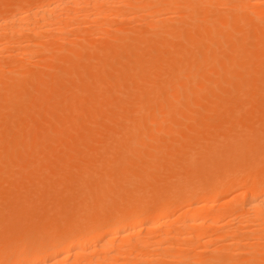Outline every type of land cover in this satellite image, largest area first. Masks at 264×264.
Masks as SVG:
<instances>
[{
    "label": "rangeland",
    "instance_id": "rangeland-1",
    "mask_svg": "<svg viewBox=\"0 0 264 264\" xmlns=\"http://www.w3.org/2000/svg\"><path fill=\"white\" fill-rule=\"evenodd\" d=\"M51 1H57V0H0V20L4 18H9L12 15L14 16L15 14H18V12L22 14L26 12H27L26 14H28V12H30L29 15H31V13H33L35 9H38V7H42L44 4H46V2H51ZM181 1L182 0H177V2H173L171 5L165 4V5H161L163 7L154 9V15L155 12L156 13L158 12L157 14L160 15L157 16L156 14V16L159 18L163 17L162 22L164 23L166 22L168 24V21H170V24L175 25L178 30L181 28L179 32L181 30H184L182 31L183 34L182 32L180 34H177L175 33L176 32L175 30L177 29L176 28L175 30L173 29L172 32L175 31L174 32L175 36L174 33L171 35L172 32L162 33L164 35L156 34L155 31L157 30H155L156 29L155 26L158 24V21L157 23L154 22L156 25L153 27H151V25L148 24V23H153L151 21H154L153 19L155 16L152 15L153 13L150 14L154 16L153 18L152 16H149V17H145L146 18L145 19L142 16L141 17L137 16L138 18H140L137 19L134 16L131 17L132 16L131 14L133 13L130 10H129L130 11L129 18L125 17L126 19H124L121 16L120 17L122 19L120 17L105 18L104 21L106 22L105 23L104 21L102 22L105 25L103 24L101 26H105V27L107 26V27L106 29L105 27L103 28L101 27L103 30L101 28H94V26L97 27L96 26L97 24H95L93 21H90V23L88 21L85 27L84 28L82 27L83 29H85V31L83 32L81 30L82 33H78L80 32L79 31L80 29L77 30L76 28L74 29V27L72 28V26L71 28L70 26H68L69 28L66 27L65 29L68 28L69 30H77V31L71 32V31H67L68 29L66 31H63L65 30L63 28L61 32L64 35H62L61 32L60 34L59 33L56 34L58 31L57 30L55 31V33H53L54 31L52 32L55 36H53L51 32H46V31H43V33L39 32L40 34L36 33L37 36L36 35L34 36L33 31L25 29L26 31L24 30V32L21 33L23 35H19V34L15 35V38L8 37L11 39L9 40L7 37H5L7 30L9 31V28L6 29L3 28V30L0 29V40L2 41V44L4 42L3 41L4 37L6 38L5 40L8 39L10 42L15 41L11 43L8 42L10 45L8 43H5L4 45L7 44V46L9 45V47L6 46V49L3 47V50L1 49L0 51V70H1L0 85H2L0 86V125H1L0 126V147H1L0 175L2 174L0 176L1 256H3L2 252H5L6 250L8 251V249H12V247L15 245L20 244V246H22L23 245L22 243L23 242L25 243V241H26L25 244H27V248L30 245L28 244L30 241H31L30 242L31 245L32 243H34L32 245L33 247L35 243L38 241L37 239L40 238L39 240L40 241L42 240L41 237H43L44 243L45 242L46 244L50 243V245L51 243H54L52 246L57 247L58 244L55 245V243L62 244L64 243L63 240L65 237L74 236L73 233L72 236L70 233L71 231H74L71 229V226L77 223V220L79 221L80 226L83 225L84 226L83 229H85V227L87 228L88 225H90L93 219L94 221L97 219L100 225H103L104 227V228L101 227L102 228L101 229L99 225L98 227L100 228V231L101 230L104 231V229H108L109 227H111L113 221H115V219L118 218L121 212L123 214V212L126 213L128 211L130 214H132V216H130L129 214V217H131V219L128 218L126 221V219L124 218L126 222L131 220L132 221L130 222L131 224L132 223L135 224L137 220L135 217L137 216L139 217L140 215H144L146 218L147 217L146 215L149 214L148 215L149 217L147 219L149 218L157 219L159 217H153V216L151 217L150 215L154 214L155 212L159 213L162 204H164L162 207L165 206V208H169L170 211L172 210L171 212L172 214L168 217L167 220L164 221L165 225L168 224L167 225L168 227L170 224H172V222L176 223L177 220L179 221V218H175V216L177 217L180 211L183 212L184 209H186L188 206H190V204H192V202L196 203L197 201L208 200L209 197L211 196V193H214L213 191H217V189H219L218 188L219 183L222 184L228 182L230 179H234L235 181L237 180V182L239 180V182L238 183L236 182L235 183L236 185L233 183V186L226 191H220L219 189L221 194H219L220 193L219 191H218L219 193L215 192L218 195L216 196L214 195L215 198V199L213 198L214 203L217 204H222L224 202L235 203V204L239 203V205L237 204L239 206L237 208L241 209L240 208L241 203L243 202L245 197L249 194L247 188L250 185L249 182L255 181L256 183L259 180V178L261 181L264 180V172H263L264 171V117H263L264 116V58H263L264 57V52H263L264 51V47H263L264 46V33H263L264 3L260 4L259 6L256 4L253 5L250 4L248 5V8L250 6V10L247 8H246L247 10H245L244 8L247 7L246 5L245 7L243 6L244 8L241 5L240 7H236L233 6L232 3L230 4L227 0H223V1L213 0L215 3L214 4L212 3L213 5H210L208 8L209 10L211 8L213 9H211L210 11L208 10L207 11L208 13L207 12L203 13L200 7V11H196L193 14L191 13V15L189 14L190 16L187 14L186 16L184 11L182 12L181 10L175 9L176 6H178V4L180 5ZM233 1L235 3V0H232V2ZM254 6L255 7L258 6V8H260L261 11L263 10L261 14L263 18L260 16L261 17L260 19H262L261 22H259L260 21L259 19H257L258 21L256 20L257 22L256 21L254 22L251 19L250 24L244 25V23H242L240 28L238 26L240 25L239 23L237 25V28L235 30L233 29L234 32L232 31V28H230L231 30L230 29L226 30L224 28V30L227 31L225 32L230 33L231 36L228 39H226V42H222L221 46L216 47L218 52L217 50H215L216 48L213 46L210 48L211 49L210 51L208 50L209 53L208 55L207 54L208 48L205 47H204L205 49L203 48L206 51V54L209 58L211 55L212 61L210 63V66H208V68H210L209 77L211 78V80H214V82L211 83V80L206 79L205 81L207 82L204 83L205 85L206 84L208 85L206 86L204 85L203 88H201L200 85L198 86L197 90L199 93L197 94V96L201 97L200 93L202 92V90L203 91L206 90L205 92L206 94L203 93L204 95L202 94V97L200 98L201 101L198 99L199 97H196L195 91H191L190 89H188L186 90V95L184 96V98L181 99V101H179V103L176 102L172 104L173 106L170 104H166L165 107L163 106L160 111L154 113V115H152V123L156 125H154L155 127L153 133L151 130L150 135L146 138L147 140L145 143L148 147L146 146L137 147V149L135 150L132 147L130 148L128 147L130 146L128 145L130 143L127 144L125 142H120V143L117 142L119 141V139H121L118 137L123 136L124 134L123 133V130L125 128L124 126L127 125L129 123V120H131V118L136 115L134 114V112L137 113V107L134 102L136 101L137 96L140 95V93H143L151 88L154 89L156 87V84L158 85L157 80L161 79V76L164 73H166V71H169V69H171V67H173V65L175 64L174 57H176L177 55L176 52H182L183 49L190 50L187 49L186 44L189 48H191V50L194 49V51L196 48L199 47V45H196L197 44L196 43L194 44V48L192 49L193 47L192 44L188 42L189 40L187 41V38L185 36L186 35L185 29L190 30L193 26L195 25L198 26V28L196 29L194 28L195 31L194 34L195 36H197L200 35V33H197L196 31L200 32L203 29L205 30L204 27L210 25V23L213 21V18H217L220 16L226 18L229 15L228 16L229 19H232L234 16H237L239 14L241 15V13H244L246 11L247 14L251 13L250 16H254V11L256 9L259 10ZM240 9H242V11L244 12L242 11L240 12ZM252 9H253L252 12H248V10L251 11ZM225 10L226 11L228 10V12H226ZM59 11H62V9H60ZM236 11H238V14ZM209 12L211 13V15L206 16V14H209ZM202 15L203 18L201 17ZM206 17H209L210 19L208 18V20H206L207 19ZM29 19H31V16ZM198 20H200L198 24H195L197 23ZM191 24L192 27H190ZM254 25L257 27H255ZM81 26H84V23ZM146 27L154 28V29L152 30L148 28L149 29L148 30ZM258 28H260V30ZM4 30H6V32ZM147 30L148 32L146 33ZM150 30L152 32L149 33ZM30 31L33 33H31ZM244 31L247 32L245 33ZM153 32L155 33L153 34ZM222 32L224 33V31ZM248 32L250 34H248ZM242 33L245 34L244 36L245 37L247 36V38H245ZM220 34L219 32L216 34V39L217 37L223 36L222 33ZM50 35L53 37H51ZM56 35H59L60 38L57 37ZM71 35L74 36L72 37ZM240 35L244 38L242 39ZM234 38L237 39L235 40ZM244 40L245 42L242 43V41ZM35 41L37 42L40 41L39 42L40 45H38V43H36ZM71 41L74 42L72 43ZM231 41L234 42V45L235 43L237 44L235 46L238 45L241 46L242 44L243 46H245L244 47L245 49L243 48L244 50L241 49L244 52L245 56L244 54H242L243 52L242 53L240 52L242 56L240 55L241 58H239V60L235 63L232 62V59L230 61L228 60L233 55V51H234L233 50L234 45H229L228 48L226 47L227 43L231 44L230 43ZM31 43H33V46L36 49L33 46L32 48L31 45L30 46L28 45ZM73 44L74 46H78V47L74 48L72 46ZM248 48L249 51L247 50ZM23 49L25 50V52L28 51L27 55L26 53H24ZM52 49L53 50L55 49L54 50L55 52H53ZM198 49H196V51H198ZM246 51H248L247 52L248 54L246 53ZM257 51L259 55L257 54ZM251 53L253 55L255 54L256 56L255 55L252 56ZM249 54L251 56L250 60H249L250 57ZM199 57L200 56H198V58ZM241 59L244 61L241 62ZM168 60L170 61V63H168L169 62ZM222 61L223 63L226 62L225 66L227 68L225 66L221 68L220 65H222ZM214 63L217 65V70H215L216 68L214 69V67L216 66ZM239 63H242L243 65L240 64L241 65L240 66ZM12 68L14 69L13 71H11ZM9 69L11 72H9ZM154 71L156 72V74L154 73ZM211 74L215 75L213 76L214 78L211 77L212 76ZM218 75L220 76L221 79L219 78ZM227 75L230 76L227 77L228 79L226 78ZM22 76L25 79H23ZM184 77L185 76H183V78ZM186 78L187 77H185V79ZM198 79L199 76L198 78L194 79L197 80L196 83L200 82V80ZM149 80L151 81L149 82ZM261 80L263 81L261 82ZM153 81H156V84H154ZM230 82L235 85L232 87ZM212 84H217L218 86L212 87L211 86ZM168 90H171V88H169ZM75 91L78 92V94ZM166 91L167 90H165L164 92ZM127 92L130 93L128 94ZM2 93L4 95H2ZM187 94L191 99L190 100L191 103L187 97ZM207 95L208 97H206ZM211 97L213 98L211 99ZM187 101L189 103V108L187 109V112H189L188 114H186L185 112ZM203 101L205 104L203 103ZM25 102L28 104H26ZM72 104L74 106H72ZM174 105H176V107ZM174 107L179 108V110L177 109L176 111H174L175 110ZM133 108L135 109L133 110ZM205 111L207 113H205ZM27 118L29 120H27ZM66 124L68 126H66ZM120 132L122 135L119 134ZM115 142H117L118 144H116ZM154 144L155 146H153ZM116 145L118 146L116 147ZM158 145L161 147H159ZM127 152L129 154L131 153V155H129ZM53 160H55L54 163H52ZM58 161H60V163ZM126 161H130L131 163ZM108 162L113 164H109ZM129 164L132 167L130 166L127 172H128V176L130 175L132 176V178L129 177L130 179H128L129 180L128 183L124 180H123L124 182H122L123 177L119 175L125 174L124 172L122 173L121 171H123L125 166ZM149 165L150 167H152L149 169L151 172L148 171L149 172L148 174L147 172H145V175L140 174L141 172H143V170L148 169ZM141 167L143 169H141ZM110 168L111 171H113L114 169V173L110 171ZM131 169L134 173L131 172ZM107 170H109L111 173L110 172L108 173ZM139 171L141 172L139 173ZM95 172L98 173L96 174ZM137 174L140 176H138ZM141 175L144 178L143 177L141 178ZM253 175H255L256 177L258 176L257 177L258 180ZM225 176L227 177L226 179ZM101 177L103 178V180ZM113 177L115 178L114 181H113ZM119 177L122 179H120ZM246 177H248V179ZM251 177L256 178V180H253L254 178L251 180ZM100 178L101 180H99ZM135 178L137 179V181L138 178L140 179L138 182H136ZM105 179H109V181ZM12 181L15 184L12 183ZM106 181L108 182L106 184L111 190H109V188L106 187L107 185L103 183ZM214 182L216 183L214 184ZM97 183L98 185H96ZM100 183L102 184L99 187ZM129 183H131L134 187H132L131 184L129 185ZM119 184L123 186L125 185L127 187L124 188ZM135 184L137 187L135 186ZM137 184H141V185H137ZM216 185H218V187H216ZM90 186L92 187V189L93 188L95 189L92 190ZM101 186L102 187L104 186L106 188L103 187L104 188L103 189L101 188ZM110 186H112L113 188ZM130 187L133 191L130 189ZM143 187H145L146 189H144ZM99 188L102 191H100ZM136 188L142 191V193L140 192L142 195L140 194L138 196L139 197L138 199L136 197L134 198L132 197V199L126 198L125 201V198L121 200V198H119L117 195V194L120 195L122 193L125 194L126 192L131 193L137 191ZM105 189H107L111 193L109 194V192L108 193L105 192ZM115 189H117L118 192H116ZM182 189H184L185 191ZM96 191L98 192V194ZM186 191L190 193L188 194V196L191 195L190 199H186V196L184 198L182 197L184 192H185L184 195H187ZM87 192L88 194L86 195L88 197L85 195V193ZM95 194L97 195L103 194L102 195L103 202L105 201L106 205L105 203L102 204L103 202L101 201L99 204L100 206L95 204V198H94L96 196ZM80 195H82V197H79ZM113 196L116 197L111 199ZM78 197L81 198V202L79 201L80 199ZM99 197H100L99 199L102 200L101 196ZM99 199H97L96 202ZM118 199H120V201ZM112 200H113V204H112ZM83 204H84L83 206L84 208L82 207ZM90 206L92 207V209H90L91 208ZM105 206H107V208ZM54 209H56V211ZM87 209L89 210L87 211ZM163 209L164 208H161V210ZM115 211H117L116 213H118V215L116 213H115L116 215L114 214ZM139 212H141L140 215H138ZM134 214L135 215L137 214V216L133 217ZM123 215L125 216V214ZM231 215L227 214L224 217V220L225 221L227 220L228 222L229 219H231L232 217L234 218V216ZM121 218L122 220L121 219L120 220L123 221L124 220L123 217ZM133 219L135 220V222ZM121 221L118 222H120L121 224L123 223L127 224L126 222L124 221L121 222ZM130 223L128 222L127 225H129ZM59 224L60 225L63 224L61 226L62 230H60L59 233L60 235H58L59 229L58 230L55 229L57 227L61 228ZM64 225L66 230H70L69 232L70 235L68 231L67 233L65 232L66 230H64ZM249 225L251 224L248 223L247 226ZM112 227L114 229L115 226L112 225ZM113 229H110V231ZM138 229L140 231L138 230L136 234L137 236L132 233L130 234L131 236L130 235L125 236L126 238L123 236H122L123 238L117 237L116 245L122 243V240L124 239L123 243L127 241L128 243L130 242L129 244H131V246H136L137 244L135 243L137 242V239L142 237L146 239L145 237H148L149 235H150L149 237H154L156 235L158 236V234L159 235L161 234L160 231L161 232L164 231V230H160L161 228L159 229V227H157V229H151L147 227V224L143 226L142 229L141 227ZM110 231L108 230V233L107 231L103 233L107 235L110 233ZM208 231L211 232V229H208ZM63 232L65 233L66 236L64 235ZM212 232L215 233V231ZM9 235H11V237ZM28 235L29 237H27ZM253 237L255 238L256 241L257 240L256 237L255 236ZM127 238L130 239L126 240ZM133 238L136 239L134 240ZM254 238L252 239V237H250V238H246V240L248 239L247 241H249V239L250 240L252 239L250 242L252 243L253 241L254 243ZM131 239H133L134 241ZM65 242H66V238H65ZM127 242L124 243V245L127 244ZM123 243L121 245H123ZM41 244H39V246ZM32 247H30V249ZM46 247H49V245ZM13 248H16V246ZM35 248L34 251L37 249ZM238 249L237 248L235 249L236 252L243 251L241 249H239L241 250L239 251ZM244 250L246 249L244 248ZM5 255L7 254L5 253ZM3 258L4 257H2V260ZM3 261H1V263ZM258 261H255V264H260V262L261 264L263 263V260L259 261V263ZM4 264L6 263L4 262ZM219 264L221 263L219 262Z\"/></svg>",
    "mask_w": 264,
    "mask_h": 264
},
{
    "label": "bare ground",
    "instance_id": "bare-ground-1",
    "mask_svg": "<svg viewBox=\"0 0 264 264\" xmlns=\"http://www.w3.org/2000/svg\"><path fill=\"white\" fill-rule=\"evenodd\" d=\"M217 1V0H216ZM220 1H223V0H220ZM219 1V2H220ZM230 4L232 3L233 6H236V7H240V5L243 7H245V5L247 7H243L245 10L249 9L250 10V6L248 8V5L250 4H256V5H260V4H263L264 3V0H235V3L234 1L232 2V0H227ZM173 2H177V0H57V1H51V2H46V4H44L42 7H38V9H35L33 13H31V15H29L30 12H28V14L24 13H19L18 14H15L14 16L12 15L11 17L9 18H4V19H1L0 20V29L3 30V28H9V31L7 30V33H6V36L5 37H14L15 38V35H23L21 33L24 32L25 29L27 30H31L34 32V36L38 33L40 34L39 32L43 33V31H46V32H53L55 33V31H57L56 34H60L61 30L68 26H72V28L74 27V29L76 28L77 30H79L80 32L78 33H82L83 31H85V29H83L85 27V25L87 24V22L89 21H93L95 24H97L94 28H103L105 26H101L103 25L106 21H104L105 18H110V17H123L124 19H126L127 17L129 18V13L130 11L133 13L131 14L132 16L131 17H136L137 19H140L138 17H149V16H152L154 15V9L156 8H159V7H163L161 5H165V4H169L171 5ZM180 2V1H178ZM183 2V3H182ZM239 2V3H238ZM203 3V4H202ZM215 3L213 0H182L180 5L178 4V6H176L175 9H178V10H181L182 12L184 11V13L189 15H191V13H195L196 11H200V7H201V11H203V13H206L209 9V6L210 5H213ZM225 3V2H224ZM246 3V4H245ZM217 4V3H216ZM23 5V4H22ZM168 5V6H169ZM177 5V3H176ZM228 5V4H227ZM239 5V6H238ZM223 6V5H222ZM255 7V8H258ZM19 7V6H18ZM172 7V6H171ZM213 7V6H212ZM217 7V6H216ZM199 8V9H198ZM203 8V9H202ZM247 8V9H246ZM60 9H62V11H59ZM173 9V10H175ZM213 9V8H211ZM210 9V10H211ZM228 9V8H227ZM232 9V8H231ZM243 9V10H244ZM254 9V8H253ZM253 9L251 11L248 10V12H252ZM259 10H255L254 11V16H250V14L248 15L247 14V11L244 12L242 11V9H240V12H244V13H241V15H237V16H234L232 19H229V15L226 17V18H223V17H217V18H213V21L212 20H209V21H212L210 23V25H208L207 27H204L205 30L203 31H196L197 33H200V35H197L195 36L194 34V28H198V26H196L195 24H198V22L200 20L197 21V23H195L192 27V24L190 27H192L190 30H186L185 29V33H186V38H187V41L189 43L192 44V49L194 48V44L196 45H199V49L198 51H194L191 50V48H189L186 44V47L187 49H190V50H185L182 52H176V57L175 58V64L173 65V67H171V69H169V71H166V73H164L162 76H161V79L157 80L158 82V85L156 84V81H153L154 84H156V88L154 85V89L151 88L143 93H140V95L137 96V99L135 102V105L137 107V113L134 112V114H136L135 116H133L131 118V120H129V123L127 125H125L124 127V130H123V136H120L118 138H121L119 139V141L117 142H125V143H130L127 146L130 148L132 147L133 149H137V147H148L146 145V138L150 135V131L152 130V133H153V130H154V123H152V115H154V113H157L158 111H160L162 109V107L166 104H174V103H179V101H181L182 98H184V96L186 95V90L190 89L191 91H195L196 93V97H199L197 96V94L199 93L197 88L198 86L200 85L201 88H203V86L205 85L204 82H207L205 81L206 79H209L211 80V78L209 77V69L208 66H210V63H211V55H210V58L207 56V54L209 55L208 53V50L210 51L211 47H219L222 45V42H226V39H228L231 34L230 33H226L228 29L232 28V31L233 29L235 30L237 28V25L240 23L239 28L241 26L242 23H244V25H247V24H250L251 23V19L255 22L257 19H259L261 22L262 19H260L262 17V11L260 10V8H258ZM130 10V11H129ZM209 10V11H210ZM230 10V9H229ZM238 10V9H237ZM23 11V10H22ZM33 11V10H32ZM31 11V12H32ZM157 11V10H156ZM163 11V10H162ZM177 11V10H176ZM205 11V12H204ZM226 11V10H225ZM224 11V12H225ZM239 11V10H238ZM238 11L237 14H238ZM168 12V11H167ZM228 12V10L226 11ZM239 12V13H240ZM153 13V14H152ZM158 13V12H157ZM155 12V17L152 16V18L154 17V21H151L153 23H148L149 25H151V27L155 26L156 24L154 22L157 23L158 21V24L155 26L157 31L156 34H160V35H164L162 33H171L172 30L175 28L177 29V27L175 25H171L170 24V21H168V24L162 22V18L163 17H157L159 16ZM160 13V12H159ZM208 13V12H207ZM152 14V15H150ZM157 14V16H156ZM164 14V12H163ZM184 14V15H185ZM225 14V13H223ZM162 15V14H161ZM166 15V14H165ZM169 15V14H168ZM189 15V16H190ZM209 16L211 15V13L209 12V14H206V16ZM227 15V13H226ZM253 15V14H252ZM30 18L31 16V19H29L28 17ZM138 16V17H137ZM261 16V17H260ZM7 17V16H6ZM120 17V18H121ZM126 17V18H125ZM179 17V16H177ZM181 17V16H180ZM203 18V15L201 16ZM176 18V17H175ZM199 18V17H198ZM205 18V17H204ZM208 20L209 17H206ZM231 18V17H230ZM263 18V17H262ZM116 19V18H115ZM122 19V18H121ZM146 19V18H145ZM210 19V18H209ZM109 20V19H108ZM131 20V19H130ZM156 20V21H155ZM161 20V21H160ZM186 20V19H185ZM205 20V19H204ZM104 21V23H102ZM188 21V20H187ZM258 21V20H257ZM256 21V22H257ZM123 22V21H122ZM150 22V21H149ZM174 22V21H173ZM185 22V21H184ZM193 22V21H192ZM202 22V21H201ZM264 22V21H263ZM84 23V26H81L83 25ZM93 23V24H94ZM114 23V22H113ZM119 23V21H118ZM253 23V22H252ZM107 24V23H106ZM154 24V25H152ZM207 24V23H205ZM91 25V24H90ZM105 25V24H104ZM116 25V24H115ZM204 25V24H203ZM258 25V24H257ZM2 26V27H1ZM88 26V25H87ZM114 26V25H113ZM184 26V25H183ZM182 26V28H183ZM188 26V27H189ZM202 26V25H201ZM205 26V25H204ZM255 26V25H254ZM83 27V28H82ZM107 27V26H106ZM105 27V29H106ZM138 27V25H137ZM251 27V26H249ZM253 27V26H252ZM257 27V26H255ZM69 28V27H68ZM67 28V29H68ZM82 28V29H81ZM92 28V27H91ZM101 28V29H102ZM147 29L149 27H146ZM180 28V27H178ZM202 28V27H201ZM199 28V29H201ZM224 28L226 30H224ZM246 28V27H245ZM67 29L63 30V31H66ZM149 29H154V28H149ZM148 29V30H149ZM181 29V28H180ZM179 29V30H180ZM242 29V28H241ZM254 29V28H253ZM260 30V28H258ZM77 30H67V31H77ZM82 30V32H81ZM87 30V29H86ZM103 30V29H102ZM109 30V29H108ZM148 30L146 31V33L148 32ZM178 30V29H177ZM175 30L174 32L177 33V34H180L182 31L184 30H181L179 32V30L177 31ZM193 30V32H192ZM231 30V29H230ZM238 30V29H237ZM248 30V29H247ZM257 30V28H256ZM6 32V30H4ZM26 31V30H25ZM30 31V32H31ZM101 31V30H99ZM120 31V30H118ZM224 31V33L222 32ZM226 31V32H225ZM31 32V33H33ZM69 32V33H71ZM111 32V31H110ZM130 32V31H129ZM152 32L151 30L149 31V33ZM153 32V34L155 33ZM172 32L171 35L174 33ZM219 32L222 33L223 36H220V37H217L216 39V34ZM234 32V31H233ZM245 33L247 31H244ZM250 32V31H249ZM248 32V34H250ZM52 33V34H53ZM62 33V32H61ZM96 33V31H95ZM114 33V32H113ZM175 33H174V36H175ZM262 33V32H261ZM264 33V32H263ZM4 34V33H2ZM120 34V33H118ZM183 34V32H182ZM241 34V33H240ZM243 34V33H242ZM247 34V35H248ZM254 34V33H253ZM9 35V36H8ZM14 35V36H13ZM62 35H64L62 33ZM116 35V34H115ZM114 35V36H115ZM123 35V34H122ZM138 35V34H137ZM146 35V34H145ZM148 35V34H147ZM221 35V34H220ZM245 34H243L244 36ZM33 36V35H32ZM30 36V37H32ZM40 36V35H39ZM51 36V35H50ZM53 36H55L53 34ZM51 36V37H53ZM57 37H59V35H56ZM69 36V35H68ZM72 36V35H71ZM74 36V35H73ZM72 36V37H73ZM76 36V35H75ZM184 36V35H183ZM214 36V37H213ZM241 36V35H240ZM4 37V42L2 44V41L0 40V43L2 45H4L5 43H11V42H15V41H9L11 40L10 38H8L7 40H5L6 38ZM77 37V36H76ZM170 37V36H169ZM239 37V36H238ZM245 37V36H244ZM244 37L241 36V38L243 39ZM255 37V36H254ZM3 38V37H2ZM49 38V37H48ZM60 38V37H59ZM67 38V37H65ZM147 38V37H145ZM151 38V37H150ZM213 38V39H212ZM215 38V39H214ZM247 38V36L245 37ZM28 39V38H27ZM42 39V38H41ZM58 39V38H57ZM71 39V38H70ZM232 39V38H231ZM235 39V38H234ZM237 39V38H236ZM235 39V40H236ZM13 40V39H12ZM40 40V39H39ZM72 40V39H71ZM75 40V39H73ZM171 40H174V39H171ZM180 40V39H178ZM216 40V41H215ZM230 40V39H229ZM240 40V39H239ZM6 41V42H5ZM42 41V40H41ZM168 41V40H167ZM192 41V42H191ZM30 42V41H29ZM36 43L39 44L40 41H35ZM34 42V44H35ZM72 43L74 41H71ZM70 42V43H71ZM110 42V40H109ZM228 42V41H227ZM233 41H231L229 43H227V48L229 45H234V42L232 44ZM237 42V41H236ZM245 42L242 41V43ZM263 42V41H262ZM8 43V44H9ZM57 43V42H56ZM114 43V42H113ZM129 43V42H128ZM170 43V42H169ZM185 43V42H184ZM241 43V44H242ZM0 44V51L1 49L3 50V47L6 49V45L2 46ZM18 44V43H17ZM156 44V43H155ZM190 44V45H191ZM10 45V44H9ZM9 45L7 47H9ZM29 46L31 45V47L33 46V43L31 44H28ZM112 45V44H111ZM131 45V44H130ZM173 45V44H172ZM195 45V46H196ZM235 45H237L235 43ZM234 45V51H233V55L228 59L229 61L232 59V62L235 63L239 60V58H241V54L240 52L242 53L245 48V46H243V44L240 46H235ZM246 45V44H245ZM258 45V44H257ZM260 45V44H259ZM18 46V45H17ZM37 46V45H36ZM74 48H77L78 46H74V44L72 45ZM262 46V44H261ZM34 47V46H33ZM32 47V48H33ZM155 47V46H154ZM169 47V46H168ZM191 47V46H190ZM197 47V46H196ZM208 48L207 49V54H206V51L204 50L205 48ZM224 47V46H223ZM222 47V48H223ZM232 47V46H231ZM264 47V46H263ZM25 48V47H24ZM35 48V47H34ZM38 48V47H37ZM143 48V47H142ZM159 48V47H158ZM171 48V47H170ZM204 48V49H203ZM244 48V49H243ZM262 48V47H261ZM27 49V48H26ZM36 49V48H35ZM34 49V50H35ZM71 49V48H70ZM73 49V48H72ZM124 49V48H123ZM162 49V48H161ZM179 49V48H177ZM219 49V48H218ZM242 49V50H241ZM255 49V48H254ZM24 50V49H23ZM22 50V51H23ZM31 50V49H30ZM29 50V51H30ZM33 50V49H32ZM53 50V49H52ZM55 50V49H54ZM53 50V52H55ZM75 50V49H74ZM81 50V49H80ZM89 50V49H88ZM217 50V48L215 49ZM249 51V48L247 49ZM42 51V50H41ZM73 51V50H72ZM113 51V50H112ZM146 51V50H145ZM144 51V52H145ZM149 51V50H148ZM171 51V50H169ZM239 51V52H238ZM246 51V53L248 52ZM255 51V50H254ZM261 51V50H259ZM8 52V51H7ZM27 52H25L24 50V53H26L27 55ZM33 52V51H32ZM57 52V51H56ZM87 52V51H86ZM216 52V51H215ZM218 52V50H217ZM264 52V51H263ZM262 52V53H263ZM30 53V52H29ZM128 53V52H127ZM146 53V52H145ZM239 53V54H238ZM253 53V52H252ZM251 53V54H252ZM261 53V52H260ZM16 54V53H15ZM31 54V53H30ZM137 54V53H136ZM151 54H154V53H151ZM160 54V53H159ZM244 54V52L242 53ZM248 54V53H247ZM257 54H258V51H257ZM99 55V54H98ZM101 55V54H100ZM241 55V56H240ZM255 55V54H254ZM252 54V56H254ZM259 55V54H258ZM155 56V55H154ZM161 56V55H160ZM198 56H200L198 58ZM245 56V54H244ZM250 56V54H249ZM249 56H246V57H249ZM256 56V55H255ZM29 57V56H28ZM110 57V56H108ZM168 57V56H167ZM258 57V56H257ZM256 57V58H257ZM102 58V56H101ZM165 58V57H164ZM216 58V57H215ZM251 56L249 57V60H250ZM264 58V57H263ZM253 59V58H252ZM251 59V60H252ZM18 60V59H17ZM136 60V59H134ZM199 60V61H198ZM227 60V61H228ZM248 60V58H247ZM110 61V60H109ZM118 61V60H117ZM169 61V60H168ZM244 61L241 59V62ZM258 61V60H257ZM41 62V61H40ZM122 62V60H121ZM124 62V61H123ZM215 62V61H214ZM221 62V60H220ZM84 63V62H82ZM125 63V62H124ZM156 63V62H155ZM170 63V61L168 62ZM226 63V62H225ZM223 63L222 61V65L221 68H223L226 64ZM228 63V62H227ZM53 64V63H52ZM86 64V63H85ZM89 64V63H88ZM109 64V63H108ZM173 64V63H171ZM215 64V63H214ZM242 64V63H239V65ZM13 65V64H12ZM51 65V64H50ZM101 65V64H100ZM128 65V64H127ZM126 65V66H127ZM170 65V64H169ZM216 65V64H215ZM238 65V63H237ZM243 65V64H242ZM252 65V64H251ZM114 66V65H113ZM219 66V67H220ZM241 66V65H240ZM36 67V66H35ZM78 67V66H77ZM91 67V66H90ZM218 67V68H219ZM226 67V66H225ZM116 68V67H115ZM166 68V67H164ZM216 68V69H215ZM220 68V69H221ZM227 68V67H226ZM106 69V68H105ZM109 69V68H108ZM135 69V68H133ZM212 69V68H211ZM215 70H217V65L214 67ZM229 69V68H228ZM235 69V68H234ZM237 69V68H236ZM14 69L12 68L11 71H13ZM73 70V69H72ZM122 70V69H121ZM124 70V69H123ZM1 71V70H0ZM5 71V70H4ZM7 71V70H6ZM10 69H9V72H11ZM29 71V70H28ZM102 71V70H101ZM151 71V70H150ZM153 71V70H152ZM157 71V69H156ZM237 71V70H236ZM242 71V70H241ZM262 71V70H261ZM125 72V71H124ZM2 73V72H1ZM71 73V72H70ZM101 73V72H99ZM111 73V72H110ZM150 73V72H149ZM154 73L156 74V72L154 71ZM214 73V72H213ZM226 73V72H225ZM260 73V72H259ZM9 74V73H7ZM104 74V73H102ZM113 74V73H112ZM116 74V73H115ZM99 75V74H98ZM122 75V74H121ZM150 75V74H149ZM158 75V74H157ZM161 75V74H159ZM212 75V74H211ZM210 75V76H211ZM220 75V74H219ZM218 75V76H219ZM117 76V75H116ZM151 76V75H150ZM183 76L187 77L185 79V77L183 78ZM199 76V79L200 82L199 83H196L197 80H194L196 78H198ZM213 76H215L214 74L211 76L212 78H214ZM221 76V75H220ZM219 76V78H220ZM229 75L226 76V78L228 77ZM252 76V75H251ZM250 76V77H251ZM12 77V76H11ZM28 77V76H27ZM26 77V78H27ZM42 77V76H41ZM105 77V76H104ZM194 77V79H193ZM230 77V76H229ZM23 78V76H22ZM86 78V77H85ZM141 78H144V77H141ZM184 80H182V79ZM191 78V79H190ZM216 78V77H215ZM243 78V77H242ZM260 78V77H259ZM25 79V78H23ZM32 79V78H31ZM44 79V77H43ZM221 79V78H220ZM223 79V78H222ZM228 79V78H227ZM236 79V78H235ZM257 79V77H256ZM19 80V79H18ZM46 80V79H45ZM74 80V79H73ZM123 80V79H122ZM156 80V79H155ZM242 80V79H240ZM255 80V79H254ZM97 81V80H96ZM120 81V80H119ZM139 81V80H138ZM146 81V80H145ZM151 80H149L150 82ZM230 81V80H229ZM260 81V79H259ZM263 80H261L262 82ZM7 82V81H6ZM11 82V81H10ZM22 82V81H21ZM214 82V80H211V83ZM240 82V81H239ZM119 83V82H118ZM216 83V82H215ZM219 83V82H217ZM231 83V82H230ZM88 84V83H87ZM241 84V83H240ZM257 84V83H256ZM8 85V84H7ZM18 85V84H17ZM208 85V84H206ZM205 85V86H206ZM210 85V83H209ZM230 85V84H229ZM232 87L235 85V84H232ZM255 85V84H254ZM2 86V85H0ZM212 87H215V86H218L217 84H212L211 85ZM210 86V87H211ZM222 86V85H220ZM245 86V84H244ZM43 87V86H42ZM66 87V86H65ZM114 87V86H113ZM7 88V87H6ZM18 88V87H17ZM83 88V87H82ZM111 88V87H110ZM141 88V87H140ZM169 88H171V90H168ZM247 88V87H246ZM10 89V88H9ZM13 89V88H12ZM47 89V88H46ZM112 89V88H111ZM157 89V90H156ZM228 89V88H227ZM244 89V88H242ZM248 89V88H247ZM40 90V89H39ZM115 90V89H114ZM165 90H167L166 92H164ZM209 90V89H208ZM215 90V89H214ZM74 91V90H73ZM123 91V90H122ZM131 91V90H130ZM247 91V90H246ZM2 92V91H1ZM76 92V91H75ZM190 92V91H189ZM205 91L202 90V92L199 94L201 97H202V94L205 93ZM215 92V91H214ZM69 93V92H68ZM78 94V92H76ZM128 94L130 92H127ZM139 93V92H138ZM213 93V92H212ZM217 93V92H216ZM251 93V92H250ZM9 94V93H8ZM32 94V93H31ZM124 94V93H123ZM133 94V93H132ZM206 94V93H205ZM209 94V93H207ZM211 94V93H210ZM220 94V93H219ZM254 94V93H253ZM2 95H4L2 93ZM11 95V94H10ZM55 95V94H54ZM69 95V94H67ZM191 95V94H190ZM204 95V94H203ZM136 96V95H135ZM223 96V95H222ZM248 96V95H247ZM25 97V96H23ZM134 97V96H133ZM187 97L189 99V101L191 100L189 95L187 94ZM199 97L198 99L200 100ZM208 97V95L206 96ZM205 97V99H206ZM210 97V96H209ZM216 97V96H215ZM214 97V98H215ZM221 97V96H220ZM5 98V97H4ZM9 98V97H8ZM121 98V97H120ZM213 97H211L212 99ZM10 99V98H9ZM58 99V98H56ZM99 99V98H98ZM124 99V98H123ZM126 99V98H125ZM197 99V100H198ZM62 100V99H61ZM217 100V99H216ZM219 100V99H218ZM131 101V100H130ZM201 101V100H200ZM210 101V100H209ZM240 101V100H239ZM248 101V100H247ZM59 102V101H58ZM114 102V101H113ZM127 102V101H126ZM211 102V101H210ZM216 102V101H215ZM8 103V102H7ZM6 103V104H7ZM26 103V102H25ZM191 103V101H190ZM204 103V101H203ZM28 104V103H26ZM42 104V103H41ZM65 104V102H64ZM68 104V103H67ZM205 104V103H204ZM59 105V104H58ZM93 105V104H92ZM209 105V104H208ZM211 105V104H210ZM68 106V105H67ZM72 106H74L72 104ZM90 106V105H88ZM173 106V105H172ZM176 107V105H174ZM110 107V106H109ZM174 107V108H175ZM178 107V105H177ZM61 108V107H60ZM189 108V103L187 101V104H186V107H185V112L186 114H188L189 112H187V109ZM234 108V107H233ZM91 109V108H90ZM135 108H133L134 110ZM179 110V108H175L174 111L176 110ZM183 109V108H182ZM220 109V108H219ZM226 109V108H224ZM94 110V109H93ZM184 110V109H183ZM13 111V110H12ZM263 111V110H262ZM51 112V111H50ZM68 112V111H67ZM66 112V114H67ZM5 113V112H4ZM84 113V112H83ZM118 113V112H117ZM121 113V112H120ZM204 113V112H203ZM205 113H207L205 111ZM260 113V112H259ZM258 113V114H259ZM16 114V113H15ZM64 114V112H63ZM78 114V113H77ZM81 114V113H80ZM151 114V115H150ZM192 114V113H191ZM73 115V113H72ZM75 115V114H74ZM62 116V115H61ZM83 116V115H82ZM109 116V115H108ZM166 116V115H165ZM188 116V115H187ZM264 117V116H263ZM37 118V117H35ZM194 118V116H193ZM259 118V117H258ZM12 119V118H11ZM110 119V117H109ZM180 119V118H179ZM226 119V118H225ZM234 119V118H233ZM10 120V119H9ZM27 120H29L27 118ZM52 120V119H51ZM68 120V119H67ZM105 120V119H104ZM53 121V120H52ZM55 121V120H54ZM61 121V120H60ZM94 121V120H93ZM65 122V121H64ZM109 123V121H108ZM111 123V122H110ZM161 124V123H160ZM186 124V123H185ZM225 124V123H224ZM29 125V123H28ZM32 125V124H31ZM49 125V124H48ZM115 125V124H114ZM217 125V124H216ZM250 125V124H248ZM1 126V125H0ZM9 126V125H8ZM13 126V125H12ZM66 126H68L66 124ZM91 126V125H90ZM108 126V125H107ZM113 126V125H112ZM162 126V125H161ZM105 127V126H104ZM181 127V126H180ZM200 127V126H199ZM255 127V126H253ZM260 127V126H259ZM165 128V126H164ZM184 128V127H183ZM251 128V127H250ZM5 129V128H4ZM3 129V130H4ZM12 129V127H11ZM27 129V128H26ZM60 129V128H59ZM109 129V127H108ZM113 129V128H112ZM178 129V128H177ZM261 129V128H260ZM2 130V131H3ZM118 130V129H117ZM253 130V129H252ZM102 131V130H101ZM105 131V130H104ZM120 131V130H119ZM161 131V130H160ZM7 132V131H6ZM72 132V131H71ZM97 132V131H96ZM118 132V131H117ZM31 133V132H30ZM65 133V132H64ZM70 133V132H69ZM107 133V132H106ZM115 133V132H114ZM165 133V132H164ZM220 133V132H219ZM227 133V132H226ZM6 134V133H5ZM72 134V133H71ZM101 134V133H100ZM121 134V132L119 133ZM195 134V133H194ZM3 135V134H2ZM16 135V134H15ZM68 135V134H67ZM118 135V134H117ZM122 135V134H121ZM174 135V134H173ZM188 135V134H187ZM239 135V134H238ZM21 136V135H20ZM97 136V135H96ZM169 136V135H168ZM233 136V135H232ZM11 137V136H10ZM22 137V136H21ZM158 137V136H157ZM164 137V136H163ZM95 138V137H94ZM118 138H115V139H118ZM176 138V137H175ZM114 139V141H115ZM166 139V137H165ZM164 139V140H165ZM181 139V138H180ZM179 139V140H180ZM16 140V139H15ZM113 141V140H112ZM113 141V142H114ZM153 141V140H152ZM156 141V140H155ZM160 141V140H158ZM178 141V140H177ZM73 142V141H72ZM117 142H115L116 144H118ZM151 142V141H150ZM149 142V143H150ZM162 142V141H161ZM96 143V142H94ZM159 143V142H158ZM216 143V142H215ZM2 144V143H1ZM75 144V143H74ZM73 144V145H74ZM88 144V143H87ZM164 144V143H163ZM162 144V145H163ZM172 144V143H171ZM68 145V144H67ZM85 145V144H84ZM93 145V144H91ZM122 145V144H121ZM125 145V146H126ZM166 145V143H165ZM213 145V144H212ZM211 145V146H212ZM28 146V145H27ZM54 146V145H53ZM104 146V145H103ZM118 145H116L117 147ZM124 146V147H125ZM155 146V144L153 145ZM152 146V147H153ZM159 146V145H158ZM156 146V147H158ZM164 146V145H163ZM98 147V146H97ZM110 147V146H109ZM155 147V148H156ZM161 147V146H159ZM170 147V146H169ZM207 147V146H206ZM229 147V146H228ZM1 148V147H0ZM30 148V147H29ZM194 148V147H193ZM94 149V147H93ZM132 149V150H133ZM139 149V148H138ZM1 150V149H0ZM22 150V149H21ZM141 150V149H140ZM177 150V149H176ZM30 151V149H29ZM129 151V150H128ZM160 151V149H159ZM28 152V151H27ZM163 152V151H162ZM14 153V152H13ZM128 153V152H127ZM25 154V153H24ZM129 154V153H128ZM127 154V155H128ZM131 155V153L129 154ZM221 155V154H220ZM59 156V155H58ZM79 156V155H78ZM133 156V154H132ZM143 156V155H142ZM152 156V155H151ZM160 156V155H159ZM92 157V156H91ZM128 157V156H127ZM181 157V156H180ZM226 157V156H225ZM29 158V157H28ZM63 158V157H62ZM129 158V157H128ZM48 159V158H47ZM60 159V157H59ZM116 159V158H115ZM131 159H134V158H131ZM223 159V158H222ZM263 159V158H262ZM1 160V159H0ZM15 160V159H14ZM124 160V159H123ZM148 160V159H147ZM55 160H53L52 163H54ZM182 161V160H180ZM238 161V160H237ZM15 162V161H14ZM60 163V161H58ZM62 162V161H61ZM126 162H130V161H126ZM137 162V161H136ZM146 162V161H144ZM143 162V164H144ZM157 162V161H156ZM227 162V161H226ZM47 163V162H46ZM109 164H113V163H110L108 162ZM131 163V162H130ZM149 163V162H147ZM145 163V164H147ZM236 163V162H235ZM258 163V162H257ZM65 164V163H64ZM79 164V163H78ZM107 164V163H106ZM105 164V165H106ZM136 164V163H135ZM139 164V163H138ZM155 164V163H153ZM256 164V163H255ZM60 165V164H59ZM62 165V164H61ZM104 165V164H102ZM115 165V164H114ZM190 165V164H189ZM227 165V164H226ZM12 166V165H11ZM45 166V165H44ZM49 166V165H48ZM108 166V165H107ZM106 166V167H107ZM124 166V165H123ZM130 164L125 166V168L123 169V171H121L122 173L124 172L125 174L123 175H119V176H122V182L126 181L128 183V179L132 178V176H128V168H130ZM144 166V165H143ZM166 166V165H165ZM186 166V165H185ZM64 167V166H63ZM112 167V165H111ZM132 167V166H131ZM155 167V166H154ZM164 167V166H163ZM168 167V166H167ZM195 167V166H194ZM101 168V167H100ZM103 168V167H102ZM152 168L150 167V165L148 166V169H145L143 170V172L139 171L140 174H144L145 175V172H147V174L149 173L148 171H150L149 169ZM158 168V167H157ZM3 169V168H2ZM11 169V168H10ZM14 169V168H12ZM108 169V168H106ZM113 169V168H112ZM141 169H143L141 167ZM256 169V168H255ZM100 170V169H99ZM103 170V169H101ZM178 170V169H177ZM52 171V170H51ZM97 171V170H95ZM108 173L111 171V168H110V171L107 170ZM106 171V173H107ZM153 171V169H152ZM164 171V170H163ZM179 171V170H178ZM206 171V170H205ZM54 172V171H53ZM105 172V171H104ZM114 173V169L113 171H111ZM110 172V173H111ZM127 172V173H126ZM131 172L132 169H131ZM130 172V173H131ZM151 172V171H150ZM247 172V171H246ZM264 172V171H263ZM11 173V172H10ZM96 173V172H95ZM98 173V172H97ZM96 173V174H97ZM101 173V172H100ZM105 173V175H106ZM134 173V172H133ZM136 173V172H135ZM154 173V172H153ZM116 174V173H115ZM113 174V175H115ZM223 174V173H222ZM226 174V173H225ZM249 174V173H248ZM261 174V173H259ZM2 175V174H1ZM0 175V176H1ZM40 175V174H39ZM109 175V174H108ZM111 175V174H110ZM117 175V174H116ZM135 175V174H134ZM138 175V174H137ZM136 175V176H137ZM178 175V174H177ZM227 175V174H226ZM263 175V174H261ZM26 176V175H25ZM47 176V175H46ZM112 176V175H111ZM140 176V175H138ZM162 176V175H161ZM231 176V175H230ZM251 176V175H250ZM254 177H256L255 175H253ZM30 177V176H29ZM106 177V176H105ZM116 177V176H115ZM130 177V178H129ZM135 177V176H134ZM143 176L141 175V178ZM254 177H251V180L254 178ZM258 177V176H257ZM256 177V178H257ZM102 178V177H101ZM101 178L99 180H101ZM118 178V179H119ZM144 178V177H143ZM147 178V176H146ZM150 178V177H149ZM179 178V177H178ZM227 177L225 176V179ZM248 179V177H246ZM256 178H254L253 180H256ZM72 179V178H71ZM112 179V177H111ZM114 177H113V181H114ZM136 179V178H135ZM140 178H138V181H139ZM224 179V181H225ZM239 179V178H238ZM33 180V179H32ZM103 180V178H102ZM105 180H108L109 179H105ZM104 180V181H105ZM117 180V179H116ZM124 180V181H123ZM181 180V179H180ZM258 180V178H257ZM260 180V178H259ZM259 180L255 183L250 181V185L247 187L248 188V192L249 194L245 197V199L243 200V202L241 203L240 205V208H237L239 207V203H228V202H224L222 204H217V203H214V195H218L216 193H219L220 191H226L228 190L230 187L233 186V183L235 184L237 182V180L235 181L234 179H230L228 182H225V183H219V187L218 185H216V187H218L220 189H217V191H213L214 193H211V196L209 197L208 200L206 201H197L196 203H193L190 204V206H188L186 209H184V211H180L182 213L179 212V214L177 215V217L175 216V218H179V221L177 220V222L170 224L168 227L164 221L168 219V217L172 214V210L170 211L169 208H165L162 207L164 204H162L161 208H164L163 210H161L160 208V211L159 213H154L152 215H150L151 217H159L157 219L155 218H149L147 219L149 216L146 215L147 217L145 218L144 215H140L141 212L138 213V215H140L139 217L137 216V214L133 215L134 216H137L135 217L137 220L135 222V224H132L130 222H132L131 220L128 221L130 224H128L127 219H131V217H129V212L127 211L126 213L123 212V214H125V216L122 214L121 212V216L119 215L117 219H115V221H113V224L115 227L113 229L112 225L111 227H109L108 229H104V231H100V228L103 227V225H100L99 221L96 219L94 221V219L91 221L90 225H88V227L85 229L84 226H80L79 224V221L77 220V223L73 224L71 226V229L74 230V231H71L70 230H66L65 229V225H64V230H66L65 232L68 233L70 232L71 233V236H72V233L74 236L70 237H65L66 238V242H65V238H64V243L60 244V243H55V245H57V247H53L52 245L54 243H47L46 242L44 243V240H43V237H41V241L39 239H35L34 241L36 242L35 245H36V248H35V245L32 247V245L34 243H32L31 245V241L28 243L30 244L29 246L32 247L30 249V247L28 246L27 248V244L26 241L25 243L23 242L22 246L19 245H15L16 248H13L15 246H11L12 249H8V251L6 252H2L3 253V256H1V253H0V259L1 261H3L2 263L4 264V262L6 264H219V262L221 264H255V261H261L263 260V263H264V180L259 182ZM43 181V180H42ZM52 181V180H51ZM120 181V180H119ZM133 181V179H132ZM136 182L137 179L135 180ZM142 181V180H141ZM140 181V182H141ZM159 181V180H158ZM215 181V180H214ZM48 182V181H47ZM62 182V181H61ZM145 182V181H144ZM154 182V181H152ZM178 182V181H177ZM239 182V180H238ZM237 182V183H238ZM242 182V181H241ZM252 182V184H251ZM12 183H14L12 181ZM34 183V182H33ZM96 183V182H95ZM99 183V181H98ZM98 183L96 185H98ZM103 183H108L107 181L106 182H103ZM110 183V182H109ZM132 183V182H131ZM129 183V185L131 184ZM175 183V182H174ZM199 183V182H198ZM216 182H214L215 184ZM244 183V182H243ZM15 184V183H14ZM43 184V183H42ZM102 183L99 184V187ZM104 184V186H105ZM201 184V183H200ZM241 184V183H240ZM4 185V184H3ZM19 185V184H18ZM73 185V184H72ZM107 185V184H106ZM120 185V184H119ZM127 185V184H126ZM132 185V184H131ZM137 185H141V184H137ZM154 185V184H153ZM188 185V184H187ZM202 185V184H201ZM236 185V184H235ZM39 186V185H38ZM92 186V185H91ZM90 186V187H91ZM103 186V187H104ZM122 187H127V186H123V185H120ZM136 186V184H135ZM144 186V185H143ZM184 186V185H183ZM221 186V187H220ZM86 187V186H85ZM89 187V188H90ZM101 186V188H103ZM108 187V185L106 186ZM104 187V188H106ZM112 187V186H110ZM132 187H134L132 185ZM137 187V186H136ZM140 187V186H139ZM155 187V186H154ZM198 187V186H197ZM237 187V186H236ZM12 188V187H11ZM21 188V187H20ZM25 188V187H24ZM98 188V187H97ZM96 188V190H97ZM103 188V189H104ZM109 188V187H108ZM113 188V187H112ZM115 188V187H114ZM144 189H146L145 187H143ZM185 188V187H184ZM190 188V187H189ZM215 188V187H214ZM13 189V188H12ZM51 189V188H50ZM92 189V187H91ZM90 189V190H91ZM95 189V188H93ZM92 189V190H93ZM100 189V188H99ZM118 189V188H117ZM115 189L116 192H118V190ZM131 189V187H130ZM137 189V188H136ZM172 189V188H171ZM188 189V188H187ZM107 189H105V192H109L108 190L106 191ZM109 190H111L109 188ZM114 190V189H113ZM132 190V189H131ZM140 189H137V191H134V192H131V193H125V194H117L119 198L124 199L125 198V201H126V198L127 199H132V197H136L137 199L139 198L138 196L142 193V191ZM143 190V189H142ZM175 190V189H174ZM173 190V192H174ZM184 190V189H182ZM89 191V190H88ZM100 191H102L100 189ZM114 191V192H115ZM126 191V190H125ZM124 191V192H125ZM133 191V190H132ZM139 191V192H138ZM148 191V189H147ZM185 191V190H184ZM219 191V192H218ZM241 191V190H240ZM97 192V191H96ZM104 192V191H103ZM104 192V193H105ZM113 192V193H114ZM141 192V193H140ZM187 192V191H186ZM197 192V191H196ZM212 192V191H211ZM216 192V193H215ZM35 193V192H34ZM50 193V191H49ZM91 193V192H89ZM95 193V192H94ZM103 193V194H104ZM106 193V194H107ZM111 192H109L110 194ZM240 193V192H239ZM247 193V192H246ZM1 194V193H0ZM30 194V193H29ZM40 194V193H39ZM82 194V193H81ZM88 194L85 193V195ZM93 194V193H92ZM98 194V192H97ZM95 194L96 196L93 197L95 198V204H97L98 206H100V201L103 202V194L102 195H97ZM145 194V193H144ZM150 194V193H149ZM185 194V192H184ZM183 194V198L186 196V199H190L191 195L188 196V193L187 192V195H184ZM221 194V192L219 193ZM230 194V193H229ZM7 195V194H6ZM28 195V194H27ZM55 195V194H54ZM79 195V194H78ZM91 195V194H90ZM105 195V194H104ZM108 195V194H107ZM116 195V196H117ZM142 195V194H141ZM227 195V194H226ZM235 195V194H234ZM87 196V195H86ZM85 196V197H86ZM98 196V197H97ZM99 196H101L102 200H100ZM116 196H113L111 199L115 198ZM153 196V195H152ZM177 196V195H176ZM179 196V195H178ZM188 196V197H187ZM233 196V195H232ZM242 196V195H241ZM244 196V194H243ZM79 197H82V195H80ZM78 197V198H79ZM88 197V196H87ZM92 197V198H93ZM97 197V198H96ZM110 197V196H109ZM117 197V198H118ZM141 197V196H140ZM219 197V196H218ZM222 197V196H221ZM91 198V197H89ZM116 198V199H117ZM177 198V197H176ZM199 198V197H198ZM214 198V199H213ZM27 199V197H26ZM31 199V198H30ZM42 199V198H41ZM80 202H81V198H79ZM88 199V198H87ZM99 199L97 202L96 200ZM148 199V198H147ZM185 199V200H186ZM197 199V198H196ZM221 199V198H220ZM47 200V199H46ZM50 200V199H49ZM92 200V199H91ZM110 200V199H109ZM115 200V199H114ZM120 201V199H118ZM145 200V199H144ZM219 200V199H218ZM108 201V199H107ZM111 201V200H110ZM118 201V202H119ZM192 201V200H191ZM74 202V201H73ZM91 202V201H90ZM94 202V200H93ZM195 202V201H194ZM84 203V202H83ZM105 201L102 203L104 204ZM122 203V202H121ZM133 203V202H132ZM134 203H137V202H134ZM43 204V203H42ZM86 204V203H85ZM94 204V203H93ZM109 204V203H108ZM112 204H113V200H112ZM188 204V203H187ZM238 204V205H237ZM4 205V204H3ZM96 205V206H97ZM106 205V203H105ZM127 205V204H126ZM150 205V204H149ZM218 205V206H217ZM84 206V204L82 205V207ZM89 206V205H88ZM167 206V205H166ZM3 207V206H2ZM91 207V206H90ZM107 208V206H105ZM47 208V207H46ZM76 208V206H75ZM84 208V207H83ZM92 209V207L90 208ZM99 209V208H98ZM125 209V208H124ZM127 209V207H126ZM130 209V208H129ZM134 209V208H133ZM56 211V209H54ZM53 210V211H54ZM89 209H87L88 211ZM105 210V209H104ZM58 211V210H57ZM91 211V210H90ZM37 212V211H36ZM101 212V210H100ZM117 211L114 212V214L116 213ZM178 212V211H177ZM52 213V212H51ZM128 213V215H127ZM132 213V212H131ZM137 213V212H136ZM240 213V214H238ZM53 214V213H52ZM86 214V213H85ZM118 215V213H116ZM115 214V215H116ZM156 214V216H155ZM177 214V213H176ZM227 214H232L231 216H234V218L232 217L231 219L225 221L224 220V217L227 215ZM63 215V214H62ZM159 215V216H157ZM128 216V217H127ZM130 216H132V214H130ZM144 216V217H143ZM45 217V216H44ZM125 219L123 220L124 222H126L127 224H121L120 222L118 221H121L122 218ZM32 218V217H31ZM82 218V217H81ZM114 218V217H113ZM227 218V217H226ZM88 219V218H87ZM111 219V218H110ZM121 219V220H120ZM74 220V219H73ZM231 220V222H230ZM34 221V220H33ZM61 221V220H60ZM64 221V220H63ZM85 221V220H84ZM121 221V222H123ZM174 221V220H173ZM225 221V222H224ZM25 222V221H24ZM27 222V220H26ZM46 222V221H45ZM83 222V221H82ZM98 222V223H97ZM115 222V223H114ZM167 222V221H166ZM227 222V223H226ZM3 223V222H2ZM5 223V222H4ZM63 223V222H62ZM248 223H250L251 225L247 226ZM64 224V223H63ZM62 224V225H63ZM69 224V223H68ZM147 224V227L151 228V229H157V227H159L160 230H164L163 232L160 231V235L158 234V236H154V237H145L146 239H144V237L142 238H139L137 239V242L135 244H137L136 246H131V244H129L127 241H125L124 243L127 242V244L124 245L123 243V240H122V243L123 245H121L122 243L117 244V237H125V236H128L130 234H137L138 232V228L141 227V229L143 228V226H145ZM149 224V225H148ZM60 225V224H59ZM58 225V226H59ZM60 225V227L62 226ZM100 225V228L98 227ZM73 227V228H72ZM28 228V227H27ZM44 228V227H43ZM70 228V227H69ZM104 228V227H103ZM163 228V229H162ZM165 228V229H164ZM46 229V228H45ZM50 229V228H49ZM55 229H59L58 231V235H60V230H62V227L59 228H55ZM68 229V228H67ZM102 229V228H101ZM110 229H113L110 231ZM208 229H211V232L212 231H215L214 232H210L208 231ZM33 230V229H32ZM53 230V228H52ZM63 230V231H64ZM108 230L110 231L109 234L105 235L103 232H106L108 233ZM27 231V230H26ZM140 231V230H139ZM142 231V230H141ZM36 232V231H35ZM80 232V233H79ZM43 233V232H42ZM57 233V231H56ZM64 233V232H63ZM69 233V235H70ZM76 233V235H75ZM155 233V232H154ZM32 234V232H31ZM55 234V233H54ZM38 235V234H37ZM40 235V234H39ZM65 235V233H64ZM139 235V234H138ZM11 237V235H9ZM16 236V235H15ZM36 236V235H35ZM66 236V235H65ZM131 236V235H130ZM137 236V235H136ZM255 236L256 237V241H255V238L253 237ZM29 237V235L27 236ZM54 237V236H53ZM63 237V236H62ZM122 237V238H123ZM252 237V239L254 238V243L252 241V243L250 242L251 240L249 239V241L246 240V238H250ZM8 238V237H7ZM38 238V237H37ZM126 238V237H125ZM138 238V237H137ZM21 239V238H20ZM29 239V238H28ZM61 239V238H60ZM68 239V240H67ZM119 239V238H118ZM130 239V238H129ZM128 238L126 240H129ZM134 239V238H133ZM131 239V240H133ZM136 239V238H135ZM134 239V240H135ZM9 240V239H8ZM33 240V239H31ZM49 240V239H47ZM133 240V241H134ZM246 240V241H245ZM2 241V240H1ZM43 241V242H42ZM46 241V240H45ZM52 241V240H51ZM50 241V242H51ZM59 241V240H58ZM4 242V241H3ZM13 243V242H12ZM18 243V242H17ZM43 243V244H41ZM25 244V246H24ZM39 244H41L39 246ZM45 244V245H44ZM44 245V246H43ZM49 247H46L48 246ZM19 248H18V247ZM52 246V247H51ZM10 247V248H11ZM26 247V248H25ZM34 248L36 249L34 251ZM241 249L239 251L241 252H236L235 249ZM244 248L247 250H244ZM3 249V247H2ZM7 249V248H6ZM33 249V250H32ZM12 250V251H11ZM29 250V251H28ZM31 250V251H30ZM237 250V251H238ZM10 251V252H9ZM205 251V252H204ZM208 251V252H206ZM32 252V253H31ZM5 253L7 255H5ZM7 256V257H6ZM2 257L3 260H2ZM219 260V261H218ZM0 261V263H1ZM7 261V262H6ZM215 261H218V262H215ZM258 261V263H259ZM215 262V263H214ZM1 263V264H2ZM262 263V264H263ZM261 264V262H260Z\"/></svg>",
    "mask_w": 264,
    "mask_h": 264
}]
</instances>
